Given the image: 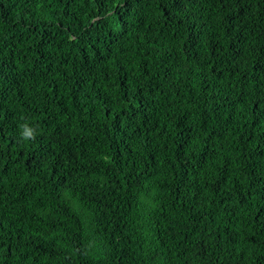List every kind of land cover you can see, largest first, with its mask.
<instances>
[{
  "label": "trees",
  "instance_id": "16d2710c",
  "mask_svg": "<svg viewBox=\"0 0 264 264\" xmlns=\"http://www.w3.org/2000/svg\"><path fill=\"white\" fill-rule=\"evenodd\" d=\"M0 264H264V0H0Z\"/></svg>",
  "mask_w": 264,
  "mask_h": 264
},
{
  "label": "clouds",
  "instance_id": "9594fccd",
  "mask_svg": "<svg viewBox=\"0 0 264 264\" xmlns=\"http://www.w3.org/2000/svg\"><path fill=\"white\" fill-rule=\"evenodd\" d=\"M35 133H36V129L33 126L29 124H25L22 126L21 135L25 140L33 138Z\"/></svg>",
  "mask_w": 264,
  "mask_h": 264
}]
</instances>
